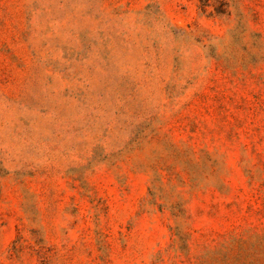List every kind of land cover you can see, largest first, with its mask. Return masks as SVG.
<instances>
[{"label":"rangeland","instance_id":"rangeland-1","mask_svg":"<svg viewBox=\"0 0 264 264\" xmlns=\"http://www.w3.org/2000/svg\"><path fill=\"white\" fill-rule=\"evenodd\" d=\"M0 264H264V0H0Z\"/></svg>","mask_w":264,"mask_h":264}]
</instances>
